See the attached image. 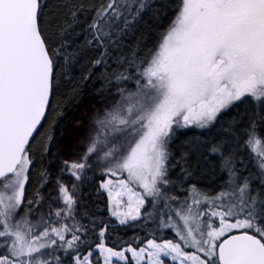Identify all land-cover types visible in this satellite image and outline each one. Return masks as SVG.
<instances>
[{"label": "snow or ice", "instance_id": "snow-or-ice-1", "mask_svg": "<svg viewBox=\"0 0 264 264\" xmlns=\"http://www.w3.org/2000/svg\"><path fill=\"white\" fill-rule=\"evenodd\" d=\"M0 264H264V0H0Z\"/></svg>", "mask_w": 264, "mask_h": 264}, {"label": "trees", "instance_id": "trees-1", "mask_svg": "<svg viewBox=\"0 0 264 264\" xmlns=\"http://www.w3.org/2000/svg\"><path fill=\"white\" fill-rule=\"evenodd\" d=\"M91 103H92V98L88 95V89H87V87H85L84 99H83L82 103L79 105V110L76 111L75 113H73L72 111H69V116H73V115L78 116L79 114L84 112ZM70 130L71 129L69 128V131Z\"/></svg>", "mask_w": 264, "mask_h": 264}]
</instances>
